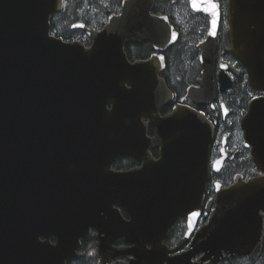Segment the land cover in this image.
Returning <instances> with one entry per match:
<instances>
[{
    "label": "water",
    "instance_id": "1",
    "mask_svg": "<svg viewBox=\"0 0 264 264\" xmlns=\"http://www.w3.org/2000/svg\"><path fill=\"white\" fill-rule=\"evenodd\" d=\"M154 2L123 0L121 12L101 30L76 23L73 28L92 38L86 47L51 34V17L63 0H0V264H66L91 228L100 233L99 254L119 237L133 244L146 239L152 244L147 264L261 256L264 177L218 185L215 207L207 202L209 221L191 249L169 258L161 247L178 218L189 217L181 245L196 228L214 135L211 122L191 107L160 117L173 96L159 77L162 58L127 57L128 45L149 40L164 50L178 39L166 16L151 14ZM195 3L194 11L209 15L210 28L197 45L200 87L189 93L199 91L206 104L214 97L220 11L213 28L211 0ZM229 20L224 47L247 67L252 87L264 91V0H230ZM229 67L221 61L222 91L233 84ZM252 111L264 116V98L253 102ZM143 117L155 138H147ZM155 147L161 149L158 161L147 153ZM125 155L144 167L112 171ZM255 159L264 169V141ZM118 206L127 209L128 221Z\"/></svg>",
    "mask_w": 264,
    "mask_h": 264
},
{
    "label": "flooded vegetation",
    "instance_id": "2",
    "mask_svg": "<svg viewBox=\"0 0 264 264\" xmlns=\"http://www.w3.org/2000/svg\"><path fill=\"white\" fill-rule=\"evenodd\" d=\"M122 2L123 0H121L118 10L112 13L113 15L121 12ZM213 2L217 5L216 9L220 11V25L217 36L214 97L209 103L204 104L206 97L201 96L199 91L196 92V96L189 93L190 88L200 87L199 82L203 77V68L200 62L201 53L197 45L207 38L210 28L209 15L204 12L194 11L192 9V0H155L151 9L152 15L166 16L168 18L169 23L178 33L176 42L182 34L185 37L186 44L195 43L198 50L194 56L192 53L185 58L186 64L183 63V71L179 73L178 77L173 75L175 77V83L172 84L173 88L168 84V78H171L172 73L168 69L167 60L171 54V48L176 42L164 50L155 48L154 44L149 40L131 45L135 57H137L132 62L149 60L153 56L162 58L164 66L159 73V77L165 81L173 96L160 109L158 113L160 117L167 116L175 107L186 106L200 112L213 125L214 139L209 155L208 181L201 208L197 210L199 217L197 225L189 241L181 245L182 240L188 233L189 217H181L175 221L162 241L161 246L168 252L169 258L179 256L191 249V244L197 231L209 221L205 210L207 202L213 200L212 210L215 207L218 185L229 187L236 183V178L249 181L264 177V169L258 165L255 159V155L260 152L261 143L264 141V126L262 127L264 116L252 111L253 102L256 99L264 98V91L255 90L252 87L247 67L233 53L226 51L224 47L225 35L230 29V0H211V3ZM112 14L100 17L86 13L85 17L87 18H80L79 21L72 23L70 27L76 23L85 24L83 22L85 20L95 27L100 26L97 29H102ZM88 27L94 28L92 26ZM84 38V36H81L80 41ZM84 44L86 47L91 46L92 39ZM221 61H225L230 66L226 69V72L233 81L232 87L224 91L221 90L218 80ZM194 99L199 102L196 103ZM142 123L146 128L147 138H155V128L149 118L143 117ZM147 153L153 161H158L161 158V149L159 147L150 148ZM219 160L222 161L216 170L215 163ZM143 167L144 162L142 160L135 156L125 155L119 157L111 169L115 172H121ZM116 208L119 209L121 216L126 221L130 219L125 207L118 206ZM139 232V230H134L137 235H143ZM99 234V230L91 228L89 236L80 240L76 256L72 259H67L66 264H147L149 261L152 244L146 239L138 240L137 244H133L127 242L125 237H119L115 240L111 249L99 254ZM50 241L56 243V238L52 237ZM133 251H136V253ZM199 258L200 255L196 256L194 260ZM227 258L232 259L234 257Z\"/></svg>",
    "mask_w": 264,
    "mask_h": 264
},
{
    "label": "trees",
    "instance_id": "3",
    "mask_svg": "<svg viewBox=\"0 0 264 264\" xmlns=\"http://www.w3.org/2000/svg\"><path fill=\"white\" fill-rule=\"evenodd\" d=\"M65 6L62 11L54 14L51 17V33L57 37L63 38L65 41L80 40L81 36L85 38L81 40L83 43L90 41V38L82 30L72 29L71 24L79 21L80 18L85 17L86 13L92 14V9L96 13L109 15L113 12H116L120 7L121 0H64ZM88 6V7H87ZM87 7V8H86ZM83 9L85 12L83 14ZM87 18V17H85ZM87 26H92L94 28H99L100 26L95 27L90 22L83 20ZM184 36L181 34L180 39L172 46L171 54L168 56V69L171 71L172 76L168 78V84L173 88V83H175L176 75L178 77L179 73L183 71V63H185V58L189 57V54L193 53V56L198 52L196 49L195 43L186 44ZM126 53L130 61L135 60V53L133 52L131 45L126 47ZM264 264V249L263 254L257 260H251L247 257L232 258L228 259L227 257L222 260L219 264Z\"/></svg>",
    "mask_w": 264,
    "mask_h": 264
},
{
    "label": "snow or ice",
    "instance_id": "4",
    "mask_svg": "<svg viewBox=\"0 0 264 264\" xmlns=\"http://www.w3.org/2000/svg\"><path fill=\"white\" fill-rule=\"evenodd\" d=\"M193 7H194V8L196 7L195 0H193ZM210 8L213 10L212 26H213V28H215L216 23H217V19H216L217 14H216V12H215V9L217 8L216 3H214V2L211 3V4H210ZM205 10H207V9H205ZM213 34H214V33H213ZM173 36H175V33H173Z\"/></svg>",
    "mask_w": 264,
    "mask_h": 264
},
{
    "label": "rangeland",
    "instance_id": "5",
    "mask_svg": "<svg viewBox=\"0 0 264 264\" xmlns=\"http://www.w3.org/2000/svg\"><path fill=\"white\" fill-rule=\"evenodd\" d=\"M88 7V6H87ZM86 7V8H87ZM84 12H85V9H83V14H84ZM92 14H95V15H98V16H100V17H102V16H104L103 14L101 15V14H99V13H96L95 11H94V9H92ZM92 21V20H91Z\"/></svg>",
    "mask_w": 264,
    "mask_h": 264
}]
</instances>
